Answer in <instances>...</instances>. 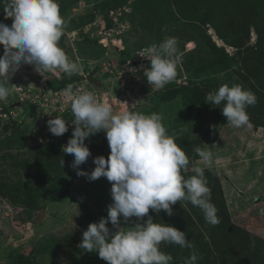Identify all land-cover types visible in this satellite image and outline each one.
Segmentation results:
<instances>
[{"label":"rangeland","instance_id":"rangeland-1","mask_svg":"<svg viewBox=\"0 0 264 264\" xmlns=\"http://www.w3.org/2000/svg\"><path fill=\"white\" fill-rule=\"evenodd\" d=\"M133 1L137 3L136 0H107L105 4L110 9L100 13L91 8L94 0H80L69 10L62 8L65 5L59 0L66 21L59 43L69 58L81 66L78 74L82 76L75 81L82 83L83 90L94 92L100 102L114 107L130 102L135 111L162 114L168 133L189 156L188 176L193 174L194 167H205L194 149L212 151L213 165L211 170L205 168V175L220 223L203 222L212 232L221 229V223L227 220L224 210L227 209L231 222L264 236L261 212L264 209V128L252 124L235 128L226 121L219 107L204 102L205 96L220 86L240 84L257 97V103L247 108L250 123L256 113L264 116V101L259 106V100L264 98V6L261 0H241L243 4L239 0H199L194 7L192 0L185 18L169 16L161 22L158 18L163 5L142 3L130 14ZM87 10L93 15L92 20L83 19L80 26H73L75 16ZM193 19H199L198 24L196 21L193 24ZM215 19H222L226 25L222 27ZM0 22L12 23L4 17H0ZM134 26L140 29L137 36L143 35L135 49L138 58L119 65L115 47L120 49L124 41L116 37L127 34V28H130L128 33L133 32ZM168 37H175L179 42L178 74L175 81L157 90L148 84L143 74L150 65L146 57L140 55ZM87 39L93 40V45L88 47L90 51H83ZM96 40L103 47L97 45ZM254 49L259 51L254 52ZM3 52L0 45V56ZM66 78L59 69L51 73L42 71L41 75L33 65H22L10 79L8 86L12 94L0 102V171L7 177L30 180L38 188L32 192L36 198L33 202H37L34 207L25 205L21 198L15 202L0 195V264H107L97 252H85L78 244L90 223L107 216L108 205L112 203L111 183L106 177L93 181L87 176H78L73 167L68 176L54 174V171L46 173L47 161L54 165L56 162L41 153L40 145L48 143L59 145L62 151L71 137L67 132L72 133L75 127L69 123L65 134L55 136L47 126V121L56 116L66 121L74 119L71 102L65 95L66 87L73 84L68 80L63 83ZM73 87L75 89V85ZM24 94L30 97L27 103L31 105L19 102ZM15 126L21 133L11 131ZM5 129L8 130L4 132ZM102 138L105 147L91 153L78 169L90 174L95 167L93 158L108 156L110 148L104 131L86 138L85 144L92 143L90 148L95 149L96 142L101 143ZM66 160L72 164L74 156L66 154ZM44 173L49 174V181H44L42 186L39 183L43 182ZM26 175L32 179H26ZM257 196L260 198L256 199ZM47 197L50 199L46 200ZM185 209L194 220L205 219L202 210L187 201L173 205L172 216L164 210L157 214L152 209L149 215L155 222L179 228L182 220L178 217L187 214ZM40 210L44 211L41 215ZM136 222L139 221L135 217L128 222L121 217V226H133ZM107 226L113 232L116 230L110 222ZM188 240L193 244L192 235ZM165 245L166 251L180 255H172V264L176 261L184 264L191 255L188 248Z\"/></svg>","mask_w":264,"mask_h":264},{"label":"clouds","instance_id":"clouds-1","mask_svg":"<svg viewBox=\"0 0 264 264\" xmlns=\"http://www.w3.org/2000/svg\"><path fill=\"white\" fill-rule=\"evenodd\" d=\"M0 8L5 19L12 18L10 25L0 22V45L4 48L0 56V102L12 94L8 86L10 79L22 65H33L41 75L42 71L51 73L59 69L71 77L81 71L80 64L70 59L59 43L66 27L59 0H0ZM178 44L175 37H168L140 55L150 62L143 74L157 90L177 77ZM84 73L91 76L89 71ZM73 85L79 84L74 81ZM73 85L66 87L65 95L71 102L74 119L66 121L56 116L47 121L48 130L61 136L68 131L69 123L75 125L62 147L63 153L74 156L70 166L77 169L78 176H87L93 181L106 177L111 183L112 197L107 216L88 225L78 247L85 252H97L107 264H172L173 256L162 251L161 244L189 249L194 245L185 231L172 224L155 222L149 210L157 214L164 210L172 216L173 205L187 201L202 210L207 223L219 224L218 210L211 202L205 175V168H212L214 154L196 147L194 151L205 167H194L193 174L188 176L189 156L168 133L162 114H144L128 103L114 107L100 102L94 92L74 89ZM22 97L20 103L30 100L26 94ZM204 102L219 107L231 126L251 127L247 108L257 103V97L242 85L224 84L209 92ZM101 131L106 134L110 152L107 157L93 158L95 167L89 174L78 169L91 155L85 139ZM60 163L63 167L64 160ZM261 212L264 214V209ZM121 217L125 222L133 217L139 222L124 227ZM109 222L116 229L114 232L107 226ZM198 259L193 251L184 264H197Z\"/></svg>","mask_w":264,"mask_h":264},{"label":"trees","instance_id":"trees-1","mask_svg":"<svg viewBox=\"0 0 264 264\" xmlns=\"http://www.w3.org/2000/svg\"><path fill=\"white\" fill-rule=\"evenodd\" d=\"M80 0H63L61 2L63 5H65L62 8L65 9H70L71 6L79 2ZM91 1V0H90ZM95 2L92 3L91 8L97 10L98 12L102 11H107L110 9V7L105 4L107 0H94ZM137 3L134 1L131 4L130 8L131 11L129 10L128 13H132L133 10L136 9V6L139 4H145L146 6L150 4H154L155 6L157 4L163 5L164 7L160 11V16H159V22L164 21L167 17L172 16V18L177 19L179 17L185 18L186 8H188L189 2L192 0H136ZM181 1V3H180ZM199 0H193V7L198 3ZM229 0H227L228 2ZM241 4L242 1L239 0ZM258 1V0H254ZM231 2V0H230ZM255 2V3H256ZM262 6H264V0L260 1ZM245 8V4L243 5ZM87 9V8H86ZM108 9V10H107ZM209 15L211 16L212 13L209 12ZM0 17H4L3 9L0 8ZM93 15L91 14L90 11H83L82 14H77L72 20V25L73 26H80V24L83 23V19H86L88 21L92 20ZM195 19V18H194ZM193 19V24L197 23L199 19H196L194 21ZM7 20L12 22V18H8ZM215 22H218L223 26L226 25L225 21L222 19H215ZM198 24V23H197ZM211 26L215 25L212 22H209ZM199 26V25H198ZM139 28V27H138ZM125 32L127 34H124L123 36H117L116 38H122L124 43L122 44V47L119 49L118 47H115L118 53V63L119 65H124L125 63L131 61V60H137V54L135 52V49L138 47L139 40L143 39V35L141 34V37L139 38L140 29L138 30L135 26L133 27V32L128 33L130 28H127ZM142 33V32H141ZM137 36V37H136ZM87 45L83 49V51H90L88 50V47L93 45V40L87 39ZM97 42V43H96ZM97 45L102 46V43L98 42L96 40ZM103 47V46H102ZM1 48H3V45H1ZM221 48V47H218ZM259 49H254V52H258ZM147 63L150 65V62L147 60ZM97 72V71H95ZM95 75V74H93ZM79 79V76L74 74L71 77H67L66 80H63V83L65 81H70V83H74L75 80ZM61 83V84H63ZM264 101L263 99L259 100V106H262V102ZM28 101L24 102L28 105H31L30 103H27ZM264 107V106H263ZM25 108V106H24ZM264 112V109H262ZM1 121V118H0ZM254 127L261 126L264 128V116H259V114L256 113V118L253 120V123H251ZM8 129H5L7 131ZM11 131H14V133H21L20 128L17 126L12 127ZM1 133V132H0ZM70 136L72 133L67 132ZM100 135H97V137ZM15 137V136H13ZM102 138L101 143H97V146L95 149H91L90 146V152L93 153L95 150L99 151L103 147H105V142ZM93 140V137H92ZM52 146V147H51ZM41 147V153H44L45 157L49 160V158L54 159L56 164L54 165L53 163L47 161L46 167H47V172H53L54 174H62L67 175V173L70 171L72 168L70 165L71 163L67 162L66 160V154H64L62 151H60V147L57 144H43L40 145ZM40 154V153H39ZM41 156V154H40ZM42 158V157H40ZM64 160L63 167L61 166L60 161ZM51 163V164H50ZM44 165V166H45ZM52 167V168H51ZM1 170H3L1 168ZM5 170V169H4ZM3 170V171H4ZM46 173L43 174L42 177H44L43 182H40V185H45V182L49 181L48 175ZM65 175V176H66ZM68 176V175H67ZM26 179H32L28 178V175H26ZM45 181V182H44ZM39 185V186H40ZM41 187V186H40ZM35 189H38L36 186H33V183L30 182V180L24 181L20 178H11L7 177L4 172L0 171V195L10 199L11 201H17V199L21 198L23 199L22 202L27 205L28 207H34V204L37 205V202H33L36 198H34L33 193L36 191ZM25 190V191H23ZM33 192V193H32ZM47 193V192H45ZM223 195V194H222ZM33 196V197H32ZM49 197V196H48ZM48 197L46 200H49ZM34 198V199H33ZM32 200V201H31ZM51 200H54L52 198ZM36 207V206H35ZM225 210L226 214V219L221 223L222 228H216L215 231H211L213 229H210L209 226H207L204 222L205 219H202L201 217H198L197 220L193 219V215L190 214L188 211L186 213H182L178 217V220H182L179 222V228L182 231L186 232L188 239H190V235H192L193 239V249H189L188 251L191 254L193 251H195L198 256V262L197 264H233L234 262L236 264H264V236H259L260 234L253 233L250 231H247L245 228H242V226H239L236 223L231 222L230 216L227 212V209ZM196 214V213H195ZM204 221V222H203ZM219 234V236H215L216 233ZM239 232V233H237ZM213 233V236L211 235ZM191 241V240H190ZM172 248H174V244H170ZM162 251L169 253L173 256L174 253H172L169 249L166 251V245L164 244V248H161ZM177 256H180L179 254L175 253ZM240 256H243L241 258ZM232 259V260H231ZM174 264H183L182 261H176Z\"/></svg>","mask_w":264,"mask_h":264},{"label":"built area","instance_id":"built-area-1","mask_svg":"<svg viewBox=\"0 0 264 264\" xmlns=\"http://www.w3.org/2000/svg\"><path fill=\"white\" fill-rule=\"evenodd\" d=\"M76 88H79V89H82V90L84 89L83 86H82V84L77 85V86L75 87V89H76ZM43 101H44V100H43Z\"/></svg>","mask_w":264,"mask_h":264},{"label":"water","instance_id":"water-1","mask_svg":"<svg viewBox=\"0 0 264 264\" xmlns=\"http://www.w3.org/2000/svg\"><path fill=\"white\" fill-rule=\"evenodd\" d=\"M43 212H44V211H43V210H41V211H40V215H41V214H43ZM38 218H39V217H38ZM112 229H113V226H112Z\"/></svg>","mask_w":264,"mask_h":264},{"label":"crops","instance_id":"crops-1","mask_svg":"<svg viewBox=\"0 0 264 264\" xmlns=\"http://www.w3.org/2000/svg\"><path fill=\"white\" fill-rule=\"evenodd\" d=\"M131 102H132V101H131ZM128 104L130 105V102H129ZM257 198L259 199L260 197H259V196H257V197H256V199H257Z\"/></svg>","mask_w":264,"mask_h":264}]
</instances>
